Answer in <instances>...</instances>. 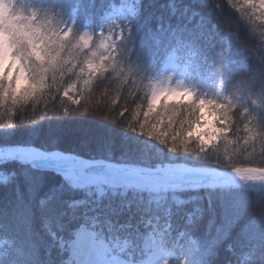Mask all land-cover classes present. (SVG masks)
I'll list each match as a JSON object with an SVG mask.
<instances>
[{
  "label": "snow or ice",
  "instance_id": "1",
  "mask_svg": "<svg viewBox=\"0 0 264 264\" xmlns=\"http://www.w3.org/2000/svg\"><path fill=\"white\" fill-rule=\"evenodd\" d=\"M5 5L14 19L5 22L0 42V117L58 91V78L79 76L64 90L68 96L81 80L89 91L96 79L113 74L118 90L131 84L140 94L135 111L120 126L143 140L109 141V156L120 152L119 163L0 143L5 184L8 164L47 160L71 190L85 193L65 199L61 184L40 195L44 180L23 174L28 200L18 191L16 220L31 233L39 219L51 243L43 261L34 245L29 253L18 250L14 259L5 260L0 252V264H173L177 255L183 264H240V256L248 264L264 260V124L230 99L222 103L184 83L199 73L214 78L218 91L233 81L250 96L253 89L264 91V43L258 45V60L234 48L228 30L208 14L210 0H164L166 24L150 31L140 46L112 30L76 35L48 13L26 11L22 0H5ZM227 5L251 21L264 18V0H227ZM144 58L155 63L158 78L139 77ZM91 110L85 107L80 115ZM127 111L101 118L117 125ZM15 128L0 124L5 134ZM257 144L256 166L235 167L227 156L228 146L253 156ZM101 166L105 171L93 170ZM236 181L261 187L241 189ZM206 217L211 224L201 229ZM256 220L259 228L253 226ZM122 242H133L138 256L131 249L130 259L118 252Z\"/></svg>",
  "mask_w": 264,
  "mask_h": 264
},
{
  "label": "trees",
  "instance_id": "2",
  "mask_svg": "<svg viewBox=\"0 0 264 264\" xmlns=\"http://www.w3.org/2000/svg\"><path fill=\"white\" fill-rule=\"evenodd\" d=\"M31 8L45 12L53 16L56 21L66 25L70 23L72 15L77 18L79 30L74 34L79 35L90 31H98L104 22L105 14L111 4L117 0H24ZM219 5L216 8L215 5ZM52 10H48L49 6ZM208 14L213 20L218 21L228 31L226 35L232 41L234 48H242L253 60H258L261 51L258 47L260 38L258 33L248 22H244L241 16L225 0H210ZM168 8L164 6V0H139L136 13L131 20L129 31L125 37H132L137 46L145 40L147 34L156 29L160 24H166L168 20ZM85 27V28H84ZM235 33V35H232ZM124 48H128V41H124ZM141 71L139 77H151L156 79L158 69L155 63L148 61L147 58L140 59ZM131 79V78H130ZM79 80L78 75H66L57 81V88L49 94H44L35 102H29L23 106H16L11 113L0 117V124L11 123L16 128L7 134L0 132V143L11 145L28 146L33 145L41 150H59L68 154H75L79 157L91 161L105 160L111 163L121 162V153L114 151L109 156L107 143L114 142L117 145L123 144L125 138L137 139L130 132H125L120 126L130 119L131 112L135 111L136 103L140 101V94L132 87L126 85L122 89H117L116 79L113 74L101 76L94 81L89 91L83 89V82L76 89L72 97H65L64 90L70 84ZM144 82H147L145 79ZM220 94L219 101L227 103L230 99L239 106L241 111L247 110L250 117H256L258 124H264V107L253 104L257 99L264 103V91L260 88L252 90L250 96L245 91L243 85L236 81L227 84ZM79 100V104H74L73 100ZM85 107L92 110L87 115H80ZM125 108L128 111L124 116L119 117L118 124L113 125L102 116H118ZM65 109L68 110L65 113ZM36 124V125H34ZM242 135V133H241ZM229 152H240L239 147L233 151L232 146H228ZM224 146H220V153ZM260 146L256 145V152L253 156L245 160L231 159L235 167L256 166L261 157ZM251 152V149H249ZM241 154H247L242 153ZM222 155V153H221ZM254 158V159H252ZM28 174L44 180V187L40 195L63 184L65 199L74 200L82 198L85 193L71 190L64 183L62 174L51 169H41L33 165L23 166L18 163H10L6 166L4 175L7 176V183L0 181V252L6 254L5 260L14 259L17 251L29 253L34 245L41 248L40 260L45 259L44 251L51 243L40 229L39 219H36L31 233L26 232L22 225L16 220L17 193L23 195L25 202L28 200L26 185L23 182V174ZM239 188L261 187V185H243L238 182ZM33 209L38 207L36 201L32 203ZM38 215V213H37ZM211 224V217H206L201 222L200 228ZM253 226L260 227V221H253ZM126 257L131 258L129 249L136 252L133 242H129L126 247ZM138 256V252H136ZM56 253L53 250V256ZM240 264H248L243 256L239 257ZM173 264H183L182 258L177 255ZM257 264H264V260H258Z\"/></svg>",
  "mask_w": 264,
  "mask_h": 264
},
{
  "label": "rangeland",
  "instance_id": "3",
  "mask_svg": "<svg viewBox=\"0 0 264 264\" xmlns=\"http://www.w3.org/2000/svg\"><path fill=\"white\" fill-rule=\"evenodd\" d=\"M227 1V0H225ZM117 4L114 6H110L108 10L106 11L104 22L102 27L96 32L93 30L87 29V33L92 35V36H98L99 33L103 32L105 34L108 33L109 30H112L114 33H127L129 31V26L131 23V20L133 19L136 9H137V4L139 0H117ZM237 0H233V3H236ZM22 5L25 8L26 11H31L35 10L39 13L38 10L31 8V6L22 0ZM235 11L236 8H234L232 5H230ZM48 10H52V6L50 5ZM237 12V11H236ZM46 13V12H45ZM241 18L244 20V22H248L250 26L253 27V29L258 33V37L261 39H264V36H262V33H264V18H261L256 21H251L248 19V17L243 13V12H237ZM250 14V13H249ZM73 16L71 18V25L68 24L69 27L73 29V32H77L79 30V26H76L73 24ZM14 19V16L12 14V11L10 10L9 7L5 5V0H0V42H2L3 39V26L6 21L11 22ZM58 22V21H57ZM61 22V21H60ZM85 28V27H84ZM262 42V41H261ZM264 43V42H262ZM99 44V41L97 40V45ZM180 77H176V79H179ZM58 80H61L58 78ZM176 80H173V84H175ZM185 86L191 87L194 90H196L200 95H206L208 97H213L216 99H220V94L223 95V93L218 91V84L214 78H206L202 77L199 73H192L189 74L185 80H184ZM75 90H71L68 96L65 97H72V95L75 93ZM255 102V106H261L264 105V103L259 99H257ZM206 119L210 120V117L206 115ZM229 149V147H228ZM228 150L227 156L230 157L231 159L235 160H245V158L250 157L248 154H241L240 152L232 153L229 152ZM222 155H224V148L223 151H221ZM257 158L260 156H256ZM254 159V158H252ZM40 161V163H34L35 166L45 168V169H52L54 171H57L55 166L52 164V162L47 161V160H37ZM95 170L101 171L104 170L101 167L94 168ZM58 172V171H57ZM61 173V172H59ZM239 181H236V184ZM1 247V244H0ZM124 247H119L117 249L118 252L122 251L124 255ZM125 256V255H124Z\"/></svg>",
  "mask_w": 264,
  "mask_h": 264
},
{
  "label": "water",
  "instance_id": "4",
  "mask_svg": "<svg viewBox=\"0 0 264 264\" xmlns=\"http://www.w3.org/2000/svg\"><path fill=\"white\" fill-rule=\"evenodd\" d=\"M37 163H39V162H37Z\"/></svg>",
  "mask_w": 264,
  "mask_h": 264
}]
</instances>
